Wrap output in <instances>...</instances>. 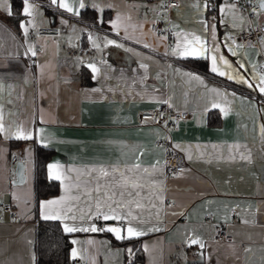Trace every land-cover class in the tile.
<instances>
[{
    "label": "crops",
    "instance_id": "1",
    "mask_svg": "<svg viewBox=\"0 0 264 264\" xmlns=\"http://www.w3.org/2000/svg\"><path fill=\"white\" fill-rule=\"evenodd\" d=\"M29 2L33 5L29 17L21 15L22 0H14V6L9 0L12 17L0 9V203H10L19 216L12 221L0 209V264H33V255L36 264L34 220H42V201L66 196L69 215H93L97 185L100 192L112 190L105 181L111 184L113 177H100L101 167L122 168L125 176L143 185L130 189L139 196L116 199L122 204L129 199L139 202L141 207L133 204L131 210L144 221L133 220L135 227L160 230L133 238L138 239L133 244L118 241L109 232L63 231V223L87 227L95 219L87 224L50 220L68 235L71 261L75 249L82 264H134L138 247L140 264H264V95L259 92L264 74L257 71L264 35L259 43L228 39L239 30L264 24V11L249 13L235 0H216L214 7L208 0H179L163 16L172 35V46L167 48L165 36L149 29L164 0H83L82 9L80 0H66L79 15L60 8L59 0ZM213 25L218 55L252 88L213 73L210 56L172 55L177 45L183 47L195 37L211 48ZM40 26H54L59 34L50 39L29 33ZM28 57L34 59L32 64ZM193 60L196 66L190 64ZM90 63L98 69L95 74ZM158 107L187 111L190 117L177 129L138 119L141 111ZM18 128L31 132L33 139L5 138ZM35 146L51 151L47 177V165L57 163L63 166L64 181L50 179L57 184L56 192L38 200ZM167 148L183 163L181 172L169 176L163 169ZM14 155L17 160L11 162ZM18 161L23 164V182L14 185ZM100 204L106 209L103 200ZM53 207L64 211L63 205ZM118 211L126 214L128 208ZM100 220L101 226L117 223ZM218 223L230 240L213 239ZM193 235L203 248L190 244Z\"/></svg>",
    "mask_w": 264,
    "mask_h": 264
},
{
    "label": "snow or ice",
    "instance_id": "2",
    "mask_svg": "<svg viewBox=\"0 0 264 264\" xmlns=\"http://www.w3.org/2000/svg\"><path fill=\"white\" fill-rule=\"evenodd\" d=\"M53 4L57 3V0H52ZM59 7L63 8L65 11L71 12L73 15H79L78 11H75L71 5H69L66 0H59ZM93 8H99L98 5L93 4ZM79 8H85V4L83 3V0H80L79 3ZM259 8L261 11H264V0H260L259 3ZM0 9H3L6 14L9 17L13 16V11L11 8V5L9 3V0H0ZM33 5L29 2V0H22V12L21 15L25 17H29L33 14ZM102 12L103 10L100 9ZM224 10L221 9V12ZM99 22H103L102 18L98 17ZM30 23V21H29ZM20 28L23 30L24 35L27 36L28 29L26 27V24L24 21L20 22ZM112 27H116L115 23H112ZM212 32L213 35L211 37L213 41V46L209 48L207 46V42L200 39L199 37H195L190 43H186L183 47L180 45H177V48L173 50L172 55L173 56H183V57H194V58H203V59H208L209 56L211 57V71L213 73H216L217 75L220 76H225L227 75V78L229 80H235L237 83L245 84L249 88H252V84H250L242 75H233V72L235 71L232 68V65L229 63L227 59L223 55H218L220 53V48L215 44L216 41V36H215V25L212 26ZM89 40H92L91 34H89ZM115 43L114 41H108V44ZM264 43V41H262ZM118 47L120 45H117ZM147 47V45H145ZM237 47H244V45H237ZM32 49L29 48V51ZM229 51L232 53V55H236V52L229 46ZM33 55L35 53L33 52ZM223 66V70L222 67ZM88 67L91 68L93 74H95L98 69L95 64H88ZM147 72V66L146 65H141ZM243 67V65H241ZM255 67V66H253ZM175 71H179L178 69ZM183 75H188L192 79L200 80V77L198 75L193 76L189 72L183 73ZM203 81H201L202 83ZM259 92L261 95H264V76H261L259 78ZM215 90V89H214ZM99 91V89H97ZM215 106V105H214ZM223 111V109H221ZM0 131H3V127L0 126ZM262 137H264V128L261 129ZM8 135H12L15 137L17 140H31L33 139V135L31 132H24L23 129L18 128L15 133L11 134H6L5 138H8ZM45 147L47 145H44ZM177 147H180L177 145ZM31 149H29V152ZM135 167H139V165H135ZM47 171H48V177L49 179H54V180H60L61 183L63 184V179H62V172H63V166L59 165L57 163L53 164H48L47 165ZM67 171H71V169H68ZM95 171V169L93 170ZM99 174L100 177H108L112 176L113 180L111 184H109L108 181H105V187L106 188H111V191H104L100 192L99 185L94 189V191L97 193L96 199H97V204L94 209L93 215H88L85 216L83 213L80 215H69L68 213L71 210V205H65L64 201L68 199L66 196H61L59 200H48V201H42L39 205L40 207V218L42 220H59L61 222L66 221V220H79L84 222L85 224L88 223L90 220H100L102 219L105 222L108 221H115L117 222L115 225H109L105 223L104 226H97L96 223H91L88 224L87 227H83L80 224H68V223H63V231L65 233H73V232H78V231H84V232H109L113 234L116 240L122 241L125 239H133L142 235H145L146 232H151V231H159V228H149L147 230H141L138 229L133 225V220H140L141 222L144 221V217H138L134 216L133 212L131 210V205L135 204L136 207H141L139 202L135 199H129L125 203H121V201L117 200L116 197L119 196L123 198L126 194L129 197H134V196H139V192H131L130 189L133 188H142L143 185H140L138 182H136L135 178H130L125 176V170L122 168H117V167H112L110 170L105 169L104 167L99 168ZM147 171V170H145ZM119 172V178H116V173ZM75 179V178H74ZM94 179L99 180V177H95ZM116 186L120 189V191H116L115 187ZM151 191V190H150ZM91 195V194H89ZM78 196V194H77ZM103 200L106 209L101 207L100 201ZM56 205H63L64 211L57 210V208L53 207ZM114 205V206H113ZM128 208V211L126 214H124L122 211H118V209L122 208ZM190 241V244H199L201 248H203V243L196 237V236H191L188 238ZM31 243V242H30ZM71 243L76 244L77 241L72 240ZM145 250H147V246L145 245ZM129 254H132V249H128ZM71 256L73 259L76 258L77 252L75 249H72L71 251ZM33 264H35V256L33 255Z\"/></svg>",
    "mask_w": 264,
    "mask_h": 264
},
{
    "label": "built area",
    "instance_id": "3",
    "mask_svg": "<svg viewBox=\"0 0 264 264\" xmlns=\"http://www.w3.org/2000/svg\"><path fill=\"white\" fill-rule=\"evenodd\" d=\"M239 8L254 13L259 10V3L257 0H235ZM179 0H164L161 6L154 11V18L149 23V29L152 32L163 34L166 38V46L170 48L172 46V35L163 21V16L167 13L169 8L176 6ZM216 0H208L209 7H214ZM30 34L36 37H45L54 39L58 36L59 30L54 26H40L35 27L29 31ZM264 35V24L252 26L247 29L239 30L229 35L228 39L230 43H259L263 40ZM29 63H33L34 59L28 57ZM259 73L264 74V52L261 54L260 63L257 67ZM256 98H260L258 95ZM190 117V113L187 111L175 112L165 107H158L141 111L138 114V119L148 120L153 125L163 124L168 128L177 129L179 123ZM17 156H11L10 161L15 162ZM163 169L167 176L174 175L182 171L183 163L177 152L167 148L165 157L163 160ZM0 209L8 213V217L12 221L18 220L19 216L16 211L11 209V204L8 202H1ZM37 220L34 223L37 224ZM97 226H101V220L95 221ZM116 224V223H115ZM213 239L228 241L231 237L226 233L222 224L218 223L213 228ZM72 264H82V261L78 258L72 260Z\"/></svg>",
    "mask_w": 264,
    "mask_h": 264
},
{
    "label": "trees",
    "instance_id": "4",
    "mask_svg": "<svg viewBox=\"0 0 264 264\" xmlns=\"http://www.w3.org/2000/svg\"><path fill=\"white\" fill-rule=\"evenodd\" d=\"M13 6L15 5L12 0ZM51 13L49 10H47ZM190 64L195 65V60ZM51 155L49 149L41 146L34 148V192L36 200L54 194L56 182L46 175V164ZM125 242L136 244L138 239H127ZM70 241L56 221L38 220L36 225V264H72L69 257ZM134 264L141 263L139 248L135 249Z\"/></svg>",
    "mask_w": 264,
    "mask_h": 264
},
{
    "label": "water",
    "instance_id": "5",
    "mask_svg": "<svg viewBox=\"0 0 264 264\" xmlns=\"http://www.w3.org/2000/svg\"><path fill=\"white\" fill-rule=\"evenodd\" d=\"M23 182V164L18 161L15 164V178L12 181V184L19 185Z\"/></svg>",
    "mask_w": 264,
    "mask_h": 264
}]
</instances>
